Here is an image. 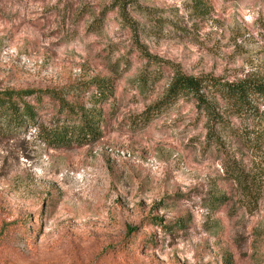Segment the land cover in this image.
Here are the masks:
<instances>
[{
	"label": "rangeland",
	"instance_id": "1",
	"mask_svg": "<svg viewBox=\"0 0 264 264\" xmlns=\"http://www.w3.org/2000/svg\"><path fill=\"white\" fill-rule=\"evenodd\" d=\"M169 64L264 81V0H0V90H68L103 121L48 147L44 95L37 124L0 130V264H264V121L166 97Z\"/></svg>",
	"mask_w": 264,
	"mask_h": 264
},
{
	"label": "trees",
	"instance_id": "2",
	"mask_svg": "<svg viewBox=\"0 0 264 264\" xmlns=\"http://www.w3.org/2000/svg\"><path fill=\"white\" fill-rule=\"evenodd\" d=\"M148 57L151 58L150 55ZM169 68L171 77L166 97L175 99L179 96H189L198 108L211 112L212 105L207 94H217L232 100L234 113L253 112L258 119L264 121V81L242 79L236 82H222L215 76L187 74L173 64H169ZM94 85L96 99L100 101L108 95V84L105 80L98 79ZM44 95H49L57 102L56 124L37 125V134L48 147L81 145L99 138L103 121L101 108L96 102L98 100L88 106L82 101H76V98H67L70 96L68 90L61 93L52 89L0 90V130L21 129L27 124L34 125L37 110L41 106L38 103ZM235 177L240 184L246 182L241 172H237ZM213 200L214 207H217L225 200V196L218 195L217 198L213 197ZM16 223L17 221L3 222L0 226V237L5 238L9 227ZM132 230L130 228V232Z\"/></svg>",
	"mask_w": 264,
	"mask_h": 264
}]
</instances>
